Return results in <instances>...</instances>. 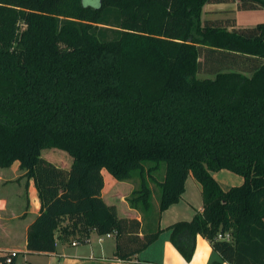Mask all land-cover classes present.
<instances>
[{
    "label": "trees",
    "instance_id": "trees-1",
    "mask_svg": "<svg viewBox=\"0 0 264 264\" xmlns=\"http://www.w3.org/2000/svg\"><path fill=\"white\" fill-rule=\"evenodd\" d=\"M229 1L264 8V0H0V167L19 161L38 189L28 251L55 252L70 216L86 234L114 235L115 258L168 230L187 261L201 234L214 252L208 264H264V21L203 18L207 3ZM49 149L68 164L43 156ZM222 169L242 183L224 189L213 175ZM106 171L136 180L125 200L142 219L103 197ZM190 175L203 210L161 227ZM151 182L162 189L158 210ZM7 252L0 264H16Z\"/></svg>",
    "mask_w": 264,
    "mask_h": 264
},
{
    "label": "crops",
    "instance_id": "crops-1",
    "mask_svg": "<svg viewBox=\"0 0 264 264\" xmlns=\"http://www.w3.org/2000/svg\"><path fill=\"white\" fill-rule=\"evenodd\" d=\"M257 9L264 12V8ZM252 10L256 9H238L237 2L233 1L207 3L204 6L203 18H231L235 19L237 26L249 27L254 26L257 23L252 24V22H250V15H246L244 12ZM242 16L244 20L241 22L240 19ZM262 21H264V19ZM19 164V161H15L9 167V169L13 171V174L10 175L12 176L11 178H6V176L9 177L8 174L1 177L0 173V182H4L3 184L14 182L21 187L23 186V189H15L17 190L16 196L18 197L15 201L16 203L21 204L22 208L11 212V215L7 212H2L0 215V228L3 229L4 237L10 241V245L0 247V253L12 250L19 251V254L22 252H29L36 256L34 257V264H208L214 255L210 241L201 234H198L196 237V248L193 258L190 261H187L170 241L169 231L164 230L156 241L143 251L135 254L132 258L128 260L115 258V247L108 250L104 245L105 237L101 240L100 235L95 231L86 234L84 226H82L79 222L76 223V217L70 216H67L63 220L60 227L56 231L57 250L55 252H30L27 249V230L30 223L39 214L41 202L34 180L24 176V170L23 172H20L21 168ZM226 170L227 169H222L213 173L218 181L223 179V182H220L221 180L219 181L220 184L225 183L228 185L226 187L222 186L224 189H228L233 186L228 183H242L243 178L241 176L236 179V177H233L231 173H228L229 170ZM217 174L220 175L217 176ZM122 183L123 182L118 181L106 172L105 187L102 191L103 197L106 200H110L109 196L113 194L112 190L116 189V193H121L120 195L123 202H127L125 197L131 190L129 192H125L124 190L129 188L123 187ZM192 190L193 191L190 193L189 199L185 200L187 193L186 183V189L180 202L173 204L161 214V227L166 228L170 224L179 220H189L198 210H203V199L202 197L200 199L198 197V191L199 193L202 192L201 188L194 185ZM193 201H195L196 204H194ZM0 203L4 206L7 205L6 200H1ZM156 205L157 208L155 207V209L158 210V199L156 200ZM8 214L11 217H9ZM123 216L138 217L139 219H142V214L138 210L131 208L128 203ZM163 219L166 221L165 224L163 223ZM19 238L21 239L20 244L18 243ZM18 256L16 257V264ZM224 264L230 263L224 262Z\"/></svg>",
    "mask_w": 264,
    "mask_h": 264
},
{
    "label": "rangeland",
    "instance_id": "rangeland-1",
    "mask_svg": "<svg viewBox=\"0 0 264 264\" xmlns=\"http://www.w3.org/2000/svg\"><path fill=\"white\" fill-rule=\"evenodd\" d=\"M83 1H84V3L86 5L99 6V4H100V0H83ZM244 13H246V15H250V22H252V24H256V23H258V22H260V21H262L264 19V12L262 10H260V9L247 11V12H244ZM247 13H250V14H247ZM243 20L244 19H243V16H242L240 21L242 22ZM52 151L53 150H50V149L49 150H44L43 151V156H46L48 158L52 157L54 159H57L56 161H54V160H52V161L55 162L58 165H62V164L64 165V164L67 163L65 156L59 155L56 152L53 153ZM65 155L68 158L70 157V155L67 154V153ZM21 171L23 172V169H21L20 172ZM226 171H228V170H226ZM0 173H1V177L3 175L6 176V174H8L9 177L6 176V178H11L12 176H10V175L13 174V171L11 169H9V167H0ZM228 173H231L233 175V177H236V179H237V177H240V175L235 174L233 172L228 171ZM164 174H165V164L162 163V167H161L160 171L157 173V176H158L159 179H162L164 177ZM219 175L220 174H217V176H219ZM220 180H219L220 182H223V179H220ZM227 181H228V179H227ZM3 183L4 182H0V202H1V200H6L7 201V205L4 206L3 204L0 203V215H1L2 212H7V213H9L11 215V212L17 211L20 208H22V205L16 203V201H15L18 198L16 196V193H17L16 191L17 190H15V189H21V188L23 189V186L21 187V186H19L18 184L14 183V182H9L7 184H3ZM123 183H124L125 186L128 185V188H129V189L124 190L125 192L126 191L129 192L130 190H132L133 187L138 186V184L136 183V180H128V181H124ZM186 183H187V193H186V196H185V200H188L190 193H192V191H193L192 189L194 188V185H197L199 188H201V185L197 182V180L192 175H190L188 177ZM221 184H220L221 186H225V187L228 186L225 183H221ZM228 184L238 185L237 182L236 183H228ZM151 185L154 188L153 206H154V210H155V207L157 208L156 200L158 198H160L161 193H162V189H161V187L159 185H157L155 183L151 182ZM112 192H113V194H111L109 196L110 200H107V202L115 203L117 205V208H118L117 209L118 210V214L123 216V214L125 212V208H127V203L128 202H123V200L121 199V195H120L121 193H116L117 192L116 189H113ZM116 194H118V195H116ZM198 197H199V199L202 197V192L199 193V191H198ZM193 202H194V204H196L195 201H193ZM10 215H9V217H11ZM165 222H166L165 219H163V223L164 224H165ZM102 236L105 237L104 245L107 247L108 250L116 247V238H115L114 235H112V234L109 235V236H108V234L107 235H100V237H102ZM18 243L19 244L21 243V239L20 238L18 239ZM6 245H10V241L7 240L4 237L3 229L0 228V247L6 246ZM34 257H36V256H34V254H31L29 252H22L18 256L17 264H34L33 263V262H35V258Z\"/></svg>",
    "mask_w": 264,
    "mask_h": 264
},
{
    "label": "built area",
    "instance_id": "built-area-1",
    "mask_svg": "<svg viewBox=\"0 0 264 264\" xmlns=\"http://www.w3.org/2000/svg\"><path fill=\"white\" fill-rule=\"evenodd\" d=\"M109 235H111V234H108V236ZM218 237L219 238H222V239H226V240H231L232 239V235L230 234V232H226V233H219L218 234ZM100 239L101 240H103V236L102 237H100ZM7 255H8V257H7V262H11V258H13V257H16V256H18L19 255V251H16V250H12V251H8L7 252Z\"/></svg>",
    "mask_w": 264,
    "mask_h": 264
}]
</instances>
